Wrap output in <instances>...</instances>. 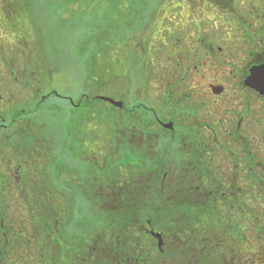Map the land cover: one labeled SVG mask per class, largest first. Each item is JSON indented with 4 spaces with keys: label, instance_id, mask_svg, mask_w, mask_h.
<instances>
[{
    "label": "flooded vegetation",
    "instance_id": "flooded-vegetation-1",
    "mask_svg": "<svg viewBox=\"0 0 264 264\" xmlns=\"http://www.w3.org/2000/svg\"><path fill=\"white\" fill-rule=\"evenodd\" d=\"M210 1V22H204L200 13L195 23L169 22L151 28V40L157 39L161 45H153L150 51L147 79H159L160 103L151 105L147 99L137 103L141 105L137 107L121 98L123 105L118 110L126 116L121 123L130 129L123 128L111 139L116 150L109 151L112 158L107 157L100 166L103 153L92 150L94 159L90 160L87 154L83 181L76 180V173L82 172L75 164L71 167L68 192L65 194L61 185H56L57 215L52 220V238L57 253L87 251L91 228L98 224L105 227L104 223L118 219L107 213L117 207L121 188L130 181L138 186L141 171L148 175L161 173L165 179L168 170H160L159 166L166 160L170 165L171 153L180 154L186 188L214 190L219 201L232 199L245 208L252 201L264 203V0ZM23 4L17 7L15 1L0 0V16H5L0 18V28L6 25L17 29L18 23L7 15L32 11ZM2 34L0 29V163L9 174H0V190L9 194L13 190L23 208L27 183L26 175L21 173L27 163L25 149L30 140L26 134L13 135V131L20 128L27 133L29 127L42 124L41 108L36 103L40 81L37 77L35 95L30 97L33 110L27 104L30 82L28 85L26 72L11 71L15 65L7 49L9 41ZM17 81L19 87L15 85ZM135 83L132 81L129 86ZM11 142H19L24 151L11 152ZM97 147H104L103 141ZM78 149L74 146L72 156ZM141 157L150 159V169H139ZM121 159H134L126 170L127 183L116 167L108 166H116ZM87 163L90 170H86ZM8 196L4 197L17 202ZM62 206L67 214L60 215ZM133 219L139 220L137 215ZM146 221V230L151 234L153 229ZM136 228L139 229L137 225Z\"/></svg>",
    "mask_w": 264,
    "mask_h": 264
},
{
    "label": "rangeland",
    "instance_id": "rangeland-1",
    "mask_svg": "<svg viewBox=\"0 0 264 264\" xmlns=\"http://www.w3.org/2000/svg\"><path fill=\"white\" fill-rule=\"evenodd\" d=\"M12 1L20 7L21 0ZM29 3L32 4L29 7L32 11L24 15L28 35L25 40L19 42L16 34L12 33V27L7 28L5 25L0 28L3 38L9 41L7 49L15 65L11 71L13 74L14 71L19 73L23 69L26 72L28 85L30 82L26 91L27 104L28 108L33 110L35 108L30 106V97L35 95L33 89L37 86L36 78L40 81L38 86L41 91L37 95L36 103L41 108L39 111L42 124L39 127H29L27 133L22 132L20 128L13 131V135L26 134L30 140L25 149L27 163L23 168L24 174L21 173L28 176L27 202L34 197L36 182L41 181L43 191L51 196L55 190L51 180L54 178L58 180L55 182L60 184L61 181L67 182L72 165L81 167L78 171L82 173H76V180L83 181L87 154L89 153L90 160H93L92 150L103 153L101 157L98 155L100 162L96 159L100 166H103L107 157L108 160L112 158L109 151L115 149L110 143L111 139L123 130L124 124L121 120L126 119V116L118 109L109 114L108 110H104L110 108L109 105L94 102L96 108L92 109L90 116L78 122L75 110L87 109L84 106L75 109L66 98L77 101L82 93H89L117 101L127 99L131 103L130 106L147 99L151 101V105H158L161 98L159 79L150 80L151 82L147 79V73L151 70L150 51L153 45H161L157 39L151 40L154 31L151 28L155 24L160 28V24L169 22L195 23L200 13L204 22L211 21L208 16L211 14L208 11L211 7L210 0H29ZM7 16L14 21L17 14ZM2 17L5 16H0L1 19ZM99 28L104 31L105 37L112 33L114 39L111 43L109 38H104V49L101 50L94 48L90 42L93 36L91 31ZM126 28L130 30L125 32ZM115 32H119V35ZM97 50L99 56L95 60L96 63L90 64L89 58L91 59ZM93 67L97 77L103 75L106 80L105 86L100 90H91V81L86 82L87 73ZM132 81H136L135 85L129 86ZM17 82L15 85L19 87L20 82ZM50 92H56L63 98L52 95L44 103L43 97ZM52 105H55L53 109ZM100 107L104 109H97ZM40 117L37 118L38 121H41ZM73 136H79L81 143L80 148L71 157ZM100 141H103L104 147L99 149L97 144ZM9 150L19 154L24 151L19 142H11ZM85 165L86 170H90L89 163ZM108 165L116 167L115 169L119 167V172L122 169L124 172L127 170L119 163L116 166L110 163ZM45 171H49L50 180L46 177L45 181L42 180L41 175L45 174ZM0 174H9L3 163H0ZM10 195L15 200L19 198L13 190ZM15 208L12 206L13 210Z\"/></svg>",
    "mask_w": 264,
    "mask_h": 264
},
{
    "label": "trees",
    "instance_id": "trees-1",
    "mask_svg": "<svg viewBox=\"0 0 264 264\" xmlns=\"http://www.w3.org/2000/svg\"><path fill=\"white\" fill-rule=\"evenodd\" d=\"M24 1L26 4L20 1V5L32 6L29 0ZM24 15L26 13L15 16L14 21L18 25L17 29H12L20 42L28 36ZM129 30L126 28L124 31ZM91 32L90 42L94 48L104 49V38H109L111 43L114 41L113 34L108 33L105 37L102 28ZM115 33L119 35V32ZM98 56L97 50L89 58L90 64H95ZM89 80L91 90H100L106 84L103 75L97 77L94 67L87 73L86 82ZM52 95L61 97L56 92H50L43 97V102ZM66 99L75 109L82 106L87 109L75 110L78 122L90 116L92 109L96 108L94 102L109 105L108 109L97 108L108 110L109 114L119 109L89 93H82L77 101ZM54 107L52 105L51 109ZM123 128L130 129V126L124 124ZM79 143V136H73L71 157L74 146L80 148ZM122 161L119 164L127 169L128 165H133L134 159H125V163ZM138 161L141 162L140 170L151 168L150 159L141 157ZM167 161L159 166L160 170H168L165 179L161 173L148 175L141 171L138 186L131 181L127 183L128 173L120 170L119 175L127 185L121 188V196L117 200L119 206L107 213L116 215L118 219L104 223L105 227H99V224L98 227L93 226L91 245L84 253L55 251L52 220L57 215L56 190L48 196L42 189V182H36L34 197L28 202L26 189L25 209L19 204V199L12 203L4 197L10 194L0 190V264H264V203L252 201L250 207L245 208L243 204L236 205L232 199L219 201L214 190L188 189L180 171V154L171 153L170 165ZM41 176L44 181L45 177L50 180L49 171ZM151 176L155 179H150ZM55 180H51L54 188L57 184L61 185L62 192L66 194L70 179L61 181V184ZM0 188H3L1 182ZM11 205L16 207L15 210ZM59 213L68 212L63 207ZM136 215L138 221L133 219ZM146 220H149L153 230L162 234V251L157 246V240L146 230L149 225ZM8 238L12 241H7Z\"/></svg>",
    "mask_w": 264,
    "mask_h": 264
},
{
    "label": "water",
    "instance_id": "water-1",
    "mask_svg": "<svg viewBox=\"0 0 264 264\" xmlns=\"http://www.w3.org/2000/svg\"><path fill=\"white\" fill-rule=\"evenodd\" d=\"M100 98L103 101L109 102L110 104L114 105L115 107H121L123 105V102L117 101V100L112 99V98H109V97L101 96ZM167 128L172 129L173 126L172 125H167ZM151 234L153 235V237H155L158 240V247L160 249H162V247H163V237H162V234L159 233V232H155V231H152Z\"/></svg>",
    "mask_w": 264,
    "mask_h": 264
}]
</instances>
